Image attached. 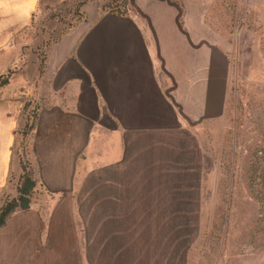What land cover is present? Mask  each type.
<instances>
[{"label": "crops", "instance_id": "obj_1", "mask_svg": "<svg viewBox=\"0 0 264 264\" xmlns=\"http://www.w3.org/2000/svg\"><path fill=\"white\" fill-rule=\"evenodd\" d=\"M79 1L0 0V68L18 59L36 22L70 20L38 29L57 38L42 46V72L26 82L33 92L0 87V190L14 195L16 127L24 99L36 101L21 138L34 187L0 226V264H188V213L201 201L188 170L197 173L201 148L171 107L129 102L174 98L159 87L130 98L131 67L144 69L138 83H176L161 68L184 69L188 83V10L127 0L130 10L114 15L84 0L75 13Z\"/></svg>", "mask_w": 264, "mask_h": 264}, {"label": "rangeland", "instance_id": "obj_2", "mask_svg": "<svg viewBox=\"0 0 264 264\" xmlns=\"http://www.w3.org/2000/svg\"><path fill=\"white\" fill-rule=\"evenodd\" d=\"M118 1L99 0L98 8ZM170 1L182 14L188 10V83L180 81L184 69L179 68L160 69V75L176 83H138L136 75L144 69L131 67L130 98L138 90L146 96L147 87L150 95L159 87L161 96L174 98L130 99V107L152 109L159 102L165 114L171 107L188 120L201 148L197 173L188 170V187L198 188L201 199L188 213V264H264V0ZM69 21L36 22L18 59L0 68V83L5 80L0 87L11 82L19 91L25 87L28 95L33 92L26 82L42 72V46L57 38L40 36L38 29L58 32ZM133 55L137 60L140 53ZM35 108V99L27 96L13 149L20 162L25 161L21 138ZM255 149L261 151L255 155ZM258 163L263 170L252 181L250 164L259 169ZM9 178L15 186L16 176ZM13 192L0 190V208Z\"/></svg>", "mask_w": 264, "mask_h": 264}, {"label": "trees", "instance_id": "obj_3", "mask_svg": "<svg viewBox=\"0 0 264 264\" xmlns=\"http://www.w3.org/2000/svg\"><path fill=\"white\" fill-rule=\"evenodd\" d=\"M84 2V0L79 1L74 5L73 11L77 13V6L81 5ZM128 3L127 0H119L118 4L114 7H109L105 4L102 5L101 10L107 11L109 13H112L114 15H124L128 11ZM76 10V11H75ZM2 84H5V80L0 83V86ZM36 109V108H35ZM35 109L34 111H31L29 113V119H33L35 115ZM30 128V125L27 123L26 129L23 132V135L28 131ZM261 150L255 149L254 154L256 155L257 152H260ZM250 164L251 168V180H255V175L258 171L263 170L262 166L258 163L257 166L260 167L257 169V167ZM251 186V185H250ZM34 187V180L31 178L29 171H27L25 166V161L20 162V174L16 181V194L11 199V201L5 206L0 208V226L5 221V218L8 216L9 213H11L15 208L24 209L28 206L30 193Z\"/></svg>", "mask_w": 264, "mask_h": 264}]
</instances>
